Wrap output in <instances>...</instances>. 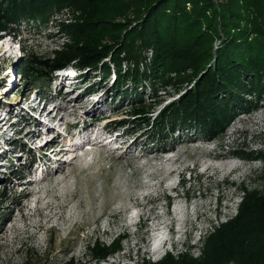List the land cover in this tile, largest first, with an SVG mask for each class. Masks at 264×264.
<instances>
[{
	"label": "rangeland",
	"instance_id": "374dc122",
	"mask_svg": "<svg viewBox=\"0 0 264 264\" xmlns=\"http://www.w3.org/2000/svg\"><path fill=\"white\" fill-rule=\"evenodd\" d=\"M78 15V12L65 7L54 11L46 24L21 22L11 34L0 32V108L5 107V112L0 110V113L4 112L15 119L13 122L7 117L8 122L12 124L11 131L2 129L1 134L4 131L3 135L8 138L14 136L10 134L20 132V138L17 140L25 149H28V139L45 134L35 131V136L32 135V120L27 113L21 112L22 108L28 112L25 107L31 102L30 94L28 95L30 91L32 95L38 92L46 101L54 102L57 107L53 108L54 110H48L50 104L43 108L45 114L48 112V119L55 116L56 122L61 117L63 120L59 119L60 122L84 124L88 132L101 137L104 136L102 125L108 124L107 129L114 130V134L118 136L115 142H105L104 146L97 144L90 146V149H72L75 152L70 151L67 156H76L74 160L68 161V164L63 163L62 173L52 180L55 170L52 167L48 174L42 175V182L32 181L34 184L31 186H28V182L34 180L38 172L35 176L29 175L30 170L35 167L29 159L32 155L36 157V152L31 150L22 157L14 148L6 146L3 150L0 146V153L5 152L0 156V264H26L31 258V264H65L71 259L74 264H141L142 258L151 261L148 255L149 247L153 246L157 239L158 243L166 239L167 231L169 237L186 231L176 237L173 254L186 251L193 257H199L203 239L215 226L236 215L243 196L242 188L250 192L255 190L264 193V158L259 156L264 153V96L257 104H253L248 112H243L231 120L223 134L213 139L201 137L194 129L181 132L182 129L176 128L174 131L162 132L161 137L151 140L150 135L157 129L151 130L143 124H139V127L138 120L141 118L138 116L121 117L133 120V124L128 122L116 129L114 121L120 120V115H129L127 113L132 111L139 98L142 97L146 107L153 108L151 117L154 119L162 106L177 100L185 89L191 86L186 82L180 86L171 84L166 88H160L158 85L155 93L146 87H138L141 94L137 97L133 95L130 84H127L128 93L131 95L119 98L111 87V77L116 76L115 69H112L104 83L99 80L101 74L79 68L76 63L54 70L44 79L47 87L45 89L40 88L42 79L36 81L33 86L25 84L14 71V62L22 58L25 52L39 58H53L55 50H61L63 44L70 43L69 35L62 30V25L73 23ZM6 40L11 46L9 53L16 57L15 60L13 57L6 59ZM219 44L217 41L216 46ZM62 69L79 72L76 73V80H73L74 88L71 86L73 99L64 95V81L57 78V71ZM6 71H10V78L7 75L8 77L3 79ZM92 85H96L95 92L87 91ZM175 86L180 89L175 90ZM112 94L115 97L111 98ZM76 96L81 97L75 100ZM90 107L94 109L88 111ZM235 108L237 113L240 107ZM101 119L104 121L99 122ZM4 126L9 128V125ZM41 128V125H38V129ZM26 129H30L25 135L29 138L23 136ZM126 129H133L134 133H125ZM73 132L76 134V131ZM121 135L124 138H120ZM141 135L143 137L138 145L130 149L128 156H122L124 147L121 143L125 141L129 144V141ZM188 137H194L196 140H189ZM2 140L5 145V140ZM213 141H218V147L223 144L224 147H227L226 144L230 146L228 150H223L226 157L219 158L223 159L219 162L212 160L215 154H212L213 158L201 159L208 153L205 144ZM35 146L36 144L31 147ZM159 146H165L167 150L174 149V152H168L165 157L160 150L155 154L162 160L179 159L177 165L173 166L180 171L186 168L185 166L196 163L203 165V168L210 165L216 167L219 164L224 167L215 172L199 170L200 167L195 165L190 181H187L188 175L183 179L185 184L183 191L179 193L180 198L170 199L163 185L173 186L177 183V175L169 178L166 176V170L173 166L162 160L150 162L146 157H142L144 152H151ZM45 149L47 150L48 146ZM110 149L115 153L110 154L107 151ZM241 149L252 152L258 158L252 159V163L248 165L237 161V157H244L233 152ZM66 152L67 150L63 153ZM45 160L52 164L48 158ZM232 167H237L233 172L235 175L227 173ZM31 191L36 193L23 197ZM162 194L167 197L166 200L156 202V199L163 197ZM129 212L132 214L130 222L139 213L140 227L129 228ZM123 234L127 236L119 243L121 251L110 255L104 261H95L92 258L91 247L95 240L109 246ZM158 243L153 246L154 249L158 248ZM164 248L159 246L155 252L161 254Z\"/></svg>",
	"mask_w": 264,
	"mask_h": 264
},
{
	"label": "trees",
	"instance_id": "16d2710c",
	"mask_svg": "<svg viewBox=\"0 0 264 264\" xmlns=\"http://www.w3.org/2000/svg\"><path fill=\"white\" fill-rule=\"evenodd\" d=\"M65 7L79 13L76 21L62 25L70 43L55 50L53 58L23 53L13 65L25 84L42 79L40 88L45 89L47 76L75 63L101 74L104 83L115 69L111 87L119 98L131 95L127 84L139 97L138 87L155 93L158 85L186 82L191 87L162 106L154 119L153 108L142 97L127 113L141 118L138 126L157 129L151 140L176 128L213 139L264 96V0H0V32L11 34L21 22L46 24L54 11ZM95 87L87 91L95 92ZM236 106L242 111L235 113ZM128 122L133 120L120 117L114 124L121 128ZM7 143L20 153L31 152L15 138ZM233 154L258 158L242 149ZM242 192L236 215L203 239L199 257L186 251L167 253L155 262L142 258L141 264H264V193ZM126 236L109 246L95 240L92 258L104 261L121 251L119 243Z\"/></svg>",
	"mask_w": 264,
	"mask_h": 264
},
{
	"label": "bare ground",
	"instance_id": "6f19581e",
	"mask_svg": "<svg viewBox=\"0 0 264 264\" xmlns=\"http://www.w3.org/2000/svg\"><path fill=\"white\" fill-rule=\"evenodd\" d=\"M6 49V51L7 52H9V50H10V48H11V46H10V43L8 42V40H6V47H5ZM76 73H79L77 70H72L71 72H69V73H67L65 76L64 75H62V76H57V78H59L60 80H63L64 81V83L62 84L63 86H62V88L63 89H67V90H70V92L73 94V88H74V85H73V80L75 81L76 80V78L78 77L77 76V74ZM7 75H9V78H10V73H8ZM7 75H4V78L3 79H5L6 77H8ZM73 76H75V77H73ZM9 81V80H8ZM66 82L68 83V84H66ZM9 83H11L10 81H9ZM2 84H0V86H1ZM6 86V85H5ZM5 86L3 87V88H5ZM13 86V85H12ZM71 86H73V88L71 87ZM9 87V86H8ZM60 90V89H59ZM67 90L65 91V96H70V97H72V95H70V93H68L67 92ZM61 92V91H60ZM57 95V94H56ZM55 95V97H56V99H57V96ZM59 96H61V95H58V97ZM81 96H76V98H75V100H78L79 98H80ZM74 97H72V99H73ZM172 102V101H171ZM25 103H26V101H25ZM54 103V102H53ZM170 103V102H169ZM30 104H31V102H30ZM30 104H28V106L30 105ZM45 106H47L46 105V103L43 105V107L41 106V105H30V107H28V112H26L23 108L20 110L22 113H27L28 115V117H29V119H32V121H31V124L34 126V129H33V132H31V134L32 135H34V132L35 131H37V133H39V131H42V130H39L38 129V125H41L43 128H45V130H47V125H46V121H45V119H47V117H49L48 116V114H45L44 113V111H43V108L45 107ZM97 106V105H96ZM160 106V105H159ZM10 108V107H9ZM54 108H57V107H54ZM96 108V107H95ZM4 109H5V107L2 109V108H0V110H3L4 111ZM94 108L93 107H90V109H88V111H92ZM54 110V109H53ZM101 110V109H100ZM94 111H96V110H94ZM5 112V111H4ZM158 112H159V110L157 111V114H158ZM18 112H16V114H17ZM52 113V112H51ZM110 112H108V114H109ZM110 115V114H109ZM120 117H130V116H128V115H120ZM34 119V120H33ZM60 119V121L61 120H63L61 117L59 118ZM109 119V118H108ZM108 119H106V120H108ZM258 119H261V117L259 118L258 117ZM36 121V122H35ZM104 121V119H101L99 122H103ZM66 123V122H65ZM68 123H70V124H73V125H71V129L65 134V135H57V137L58 138H62L63 140H62V142H66V147H63V149L61 148V149H59L58 147L60 146V145H58V144H56V142L58 143V141H49V142H45V143H43V145L42 146H35L34 148H32L31 146L32 145H38V143H37V140L39 141V140H41V139H39L40 138V136H43V135H40L39 137L38 136H36V137H34V138H30V139H28V141H27V143H26V145L28 146V149L26 148V151L28 150V151H34V152H36V157L35 156H33L32 155V158H30L29 160L31 161V164H32V166H35L34 167V169L32 168L31 170H30V172H29V175H34L35 176V174H36V172H38L37 174V177L35 176V179L34 180H30L31 182H28V186H31L32 184H34V183H40V182H42L44 179H43V177L44 176H42V175H46V174H48V172L50 171V168H52L53 167V169H55L54 170V173H53V177L51 178L52 180H53V178L57 175V174H59V173H62L63 171H64V168H63V163L64 164H68L67 163V161H65V160H67V159H65L64 157H63V152L64 151H66V150H68V152H75V151H73L72 149H73V147H71V146H75L76 148H78V147H81L82 146V144H87V145H91V146H93V145H97V144H100L101 146H104V144H105V142H108V143H110L112 140H115V139H117V134L115 133L114 134V130L113 131H109L108 129H107V126H108V124H103L102 125V127H101V129H102V132L104 133V136L103 137H101V136H97V135H94V133H92L91 131H87V129H86V127L84 126V124H79L78 122H75V123H73V122H68ZM0 124H1V122H0ZM2 129L5 131V129H6V127L4 126V125H2L1 127H0V134H1V131H2ZM116 129H118V128H116ZM30 130V129H29ZM29 130L28 129H26V133L23 135V136H25V135H27V133H29ZM181 130V129H180ZM3 131V132H4ZM32 131V130H31ZM73 131H76V134H75V132H73ZM128 131V133H131V134H133L134 133V130L133 129H126L125 130V133ZM184 132V130L182 129L181 130V132ZM249 131V130H248ZM247 131V132H248ZM3 132H2V134L0 135V139H1V142H0V146H2L3 147V150L5 149V147L6 146H9V147H11L10 145H8V143H7V140L9 139H11V141L15 138V140L16 139H19L20 138V132H17V133H14V134H11V135H14L13 137H10V136H8V138H7V136H5V135H3ZM42 132H44V131H42ZM73 132V133H72ZM19 133V134H18ZM72 133V134H71ZM41 134V133H40ZM39 135V134H38ZM45 135V134H44ZM255 135V134H254ZM18 136V137H17ZM35 136V135H34ZM2 137V138H1ZM29 138V136H25V138ZM142 135L141 136H138V137H135L134 139H132L131 141H129L130 143L128 144V143H125V141L124 142H122L121 144L123 145V147H124V150L122 151V153H121V155L122 156H128V152L130 151V149L131 148H133V146H137L138 145V143H139V141L142 139ZM120 138H124L123 137V135H121V137ZM2 139H4L5 140V142H4V144L5 145H3V143H2ZM127 139H129V136L127 137ZM188 139L189 140H191V139H195L196 140V138H194V137H188ZM29 140L30 141H34V142H32V143H29ZM51 143V146L49 147V144ZM7 144V145H6ZM125 144H128V145H125ZM220 146H221V144H219ZM46 146H48V149L46 150L45 148H46ZM9 147H7V148H9ZM74 147V148H75ZM165 147V146H164ZM163 146L162 147H158L157 149H155V150H151V152H148V151H146V152H144L143 154H142V157H146L147 158V160L148 161H150L151 162V160H159V161H161L162 159L161 158H157V156H158V154H157V156H156V154H155V152L157 151V150H160L163 154H165L164 152H174L173 150V148H170V149H166V148H164ZM173 147V146H172ZM218 147V146H217ZM163 149V150H162ZM108 152H110V154H114L115 152L114 151H111V149L110 150H107ZM21 151H17V154H22L21 156L22 157H24V155L23 154H26L27 152H25V153H20ZM114 152V153H113ZM3 153H5V152H1L0 153V156H2V154ZM119 154H118V156H120V151L118 152ZM130 153V152H129ZM229 153V152H228ZM67 154V153H66ZM224 153H222L221 155H215V156H213L212 157V154L210 155L209 153H207V155L206 156H202L203 158H201V159H204V158H213V159H217L218 161H221V160H223V159H221V160H219V158H225L226 156H225V154L223 155ZM254 156V155H253ZM70 157V156H69ZM46 158H48V160L52 163V164H49V163H47V161L45 160ZM74 158H75V156H73V158L71 159V160H74ZM238 158V157H237ZM256 159V158H255ZM179 159H167V160H162V161H165L166 163L168 162V164L169 165H177L176 163L177 162H179L178 161ZM231 160V159H230ZM250 160V159H249ZM254 160V159H253ZM227 161H229V160H224V162H227ZM28 164H30V163H28ZM163 164V162H161L160 163V165H162ZM219 164V163H218ZM164 167V166H163ZM224 166L222 165V164H219L218 166H216V167H214V166H207L206 167V169H207V171H215V172H217L218 170V168H223ZM226 168V167H225ZM1 170V169H0ZM182 170H185V168H182L181 169V171ZM181 171H180V169L179 168H174V166L173 167H171L170 169H167L166 170V176L169 178V177H171V176H173V175H180L181 174ZM234 171H235V169H234ZM234 171H232V173L234 172ZM219 172V171H218ZM44 173V174H43ZM231 175V174H230ZM27 176H28V174H27ZM1 178V177H0ZM39 179H41V180H39ZM34 183H33V182ZM30 184V185H29ZM33 193H36V192H30V193H27L26 195H23V197H26L27 195H31V194H33ZM19 204H17V206H18ZM159 242H161V241H159ZM156 243H158V239L156 240V241H154L153 242V246H155V245H157ZM158 244H160V243H158ZM153 251V250H152Z\"/></svg>",
	"mask_w": 264,
	"mask_h": 264
},
{
	"label": "clouds",
	"instance_id": "9594fccd",
	"mask_svg": "<svg viewBox=\"0 0 264 264\" xmlns=\"http://www.w3.org/2000/svg\"><path fill=\"white\" fill-rule=\"evenodd\" d=\"M237 159H242V158H237ZM243 159H245V160H249V159H246V158H243ZM257 159V158H256ZM251 161V160H250ZM242 162H244V160H242ZM245 162H247V164H251V162H249V161H245ZM137 227H140V224H139V226H137ZM137 227H131V228H137ZM186 233V231H183V232H180V234H177V233H175V235L174 236H172V237H169V231H168V233H167V236H168V239H167V241L165 242V244L163 245L165 248L163 249V250H161L162 251V253L161 254H159L158 252L156 253V256H155V258L156 259H154V258H150L151 259V261H153V262H155V261H158V260H160V259H162L167 253H171V254H173V251H174V249H175V247H176V242H177V239H176V237H179V236H181L182 234H185ZM173 246H174V248H173ZM159 248V247H158ZM156 250H158V249H153V251H156ZM149 252V251H148ZM177 254V253H176ZM176 254H173V255H176ZM158 257V258H157Z\"/></svg>",
	"mask_w": 264,
	"mask_h": 264
}]
</instances>
